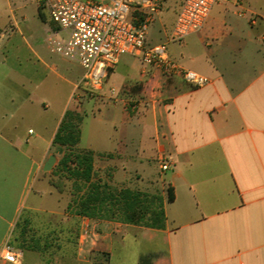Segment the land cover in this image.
Wrapping results in <instances>:
<instances>
[{
	"label": "crops",
	"instance_id": "crops-1",
	"mask_svg": "<svg viewBox=\"0 0 264 264\" xmlns=\"http://www.w3.org/2000/svg\"><path fill=\"white\" fill-rule=\"evenodd\" d=\"M179 45L171 58L208 85L143 74L124 55L84 107L106 105L109 127L84 135L83 114L77 145L102 155L93 169L111 170L109 186L157 180L163 230L77 215L82 193L73 182L58 191L42 171L71 109L62 86L76 83L32 48L0 58V247L20 246L21 264H264L254 244L264 236V0H218Z\"/></svg>",
	"mask_w": 264,
	"mask_h": 264
},
{
	"label": "built area",
	"instance_id": "built-area-1",
	"mask_svg": "<svg viewBox=\"0 0 264 264\" xmlns=\"http://www.w3.org/2000/svg\"><path fill=\"white\" fill-rule=\"evenodd\" d=\"M48 10L55 25L44 42L48 51L77 63L83 70L76 84V103L83 97L92 99L102 90L108 75L124 56L136 58L146 74L157 70L165 76H177L193 88L210 83L209 79L183 69L171 58L167 45L179 44L205 25L218 0H179L172 28L166 42H146L154 15L169 0H37ZM258 18L254 15L251 23ZM114 90H110L113 93ZM169 163L161 159L162 172ZM22 251L6 241L0 247V264H21Z\"/></svg>",
	"mask_w": 264,
	"mask_h": 264
},
{
	"label": "rangeland",
	"instance_id": "rangeland-1",
	"mask_svg": "<svg viewBox=\"0 0 264 264\" xmlns=\"http://www.w3.org/2000/svg\"><path fill=\"white\" fill-rule=\"evenodd\" d=\"M178 2L179 0H169V2L164 5V9L154 15V21L149 25L147 31L146 42L149 45L166 42V36L172 28V24L178 11ZM213 18L217 19L215 13H211L209 23L213 22ZM231 18L232 20H240L245 24V19H238L232 15ZM49 26L52 28L48 31ZM54 28L55 25L49 18L47 8L37 0H0V58L4 55L9 62L12 63L14 61L13 56L20 55L21 53L24 54L26 53L27 48H32L33 50L39 51L47 59H50V63H55L59 67L66 69L71 80L77 84L81 80L84 70L75 62L51 54L46 47L44 40L47 34L52 32ZM218 28L221 29V26ZM179 44L167 45L168 53L178 56L181 55ZM137 65L141 66L139 61H137ZM67 89L68 91L66 92L65 97H69L68 106L71 107V109H76L82 115L85 114L84 135L87 131L100 132L109 127L106 118V105L100 104L92 113L91 106H87L86 110L84 108L85 105H87L86 101L91 99L83 97L79 103H76L77 91H75L73 86L68 87L66 85L62 86L61 91L63 92ZM59 109L58 105L55 106L50 104L48 112L59 111ZM27 127L35 129L33 122ZM52 156L55 158V163L51 171L45 173V176H48L49 180H62V191L65 193L72 192V181L66 180L64 174H58L54 171V166L60 160L62 154L53 151ZM100 161L103 160L99 159L97 162L99 165L101 163ZM111 166L112 168L114 166L119 168V163L112 162ZM110 172L111 170L102 169L101 166L97 167V171H95L97 178L101 181L106 180V178L110 176ZM110 186L117 189L123 188L122 186H113L111 184ZM127 188L134 191H141L149 195H159L160 193V186L157 180L155 182L145 180L144 182ZM254 244L255 246H262L264 244V236L260 239H256ZM12 245L15 246L13 241ZM15 247L21 250L20 246L16 245Z\"/></svg>",
	"mask_w": 264,
	"mask_h": 264
},
{
	"label": "trees",
	"instance_id": "trees-1",
	"mask_svg": "<svg viewBox=\"0 0 264 264\" xmlns=\"http://www.w3.org/2000/svg\"><path fill=\"white\" fill-rule=\"evenodd\" d=\"M82 117L76 109L66 110L52 141L62 154L54 166L55 173L64 174L66 180L73 182L74 191L82 193L77 201V215L163 230L164 202L160 195L113 188L97 178L93 161L96 156L102 155L77 148ZM49 182L58 191L63 190L62 180ZM166 200H173L169 188Z\"/></svg>",
	"mask_w": 264,
	"mask_h": 264
},
{
	"label": "water",
	"instance_id": "water-1",
	"mask_svg": "<svg viewBox=\"0 0 264 264\" xmlns=\"http://www.w3.org/2000/svg\"><path fill=\"white\" fill-rule=\"evenodd\" d=\"M54 163H55V158H54V156H52V155L49 156L48 159L46 160V162H45L43 168H42V171H43L44 173L51 171V169H52Z\"/></svg>",
	"mask_w": 264,
	"mask_h": 264
}]
</instances>
